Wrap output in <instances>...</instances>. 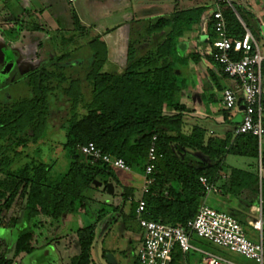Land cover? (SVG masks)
<instances>
[{
  "label": "trees",
  "instance_id": "16d2710c",
  "mask_svg": "<svg viewBox=\"0 0 264 264\" xmlns=\"http://www.w3.org/2000/svg\"><path fill=\"white\" fill-rule=\"evenodd\" d=\"M220 10L229 38H241L244 31L234 12L227 5ZM201 11V8L176 10L149 22L144 40L150 48L137 53L130 44L126 66L120 73L102 71L106 59L95 61L94 51L83 76L89 99H85L81 80L66 75L59 65L62 55L49 68L35 69L26 75V97L0 100V223L4 212L18 207L26 224L16 240L15 254L33 251L36 229L67 221L76 206L85 210L87 205L96 204L87 194L99 190L92 184L94 180L101 181L105 191L104 185L109 182L113 168L90 164L78 150L88 143L142 174L151 139L156 136L157 160L152 185L142 197L144 217L148 220L178 226L192 219L205 199L201 177L224 196L239 198L248 190L249 200L242 202L245 208L258 204L259 199L263 203L264 138L258 142L251 134H235L240 122L234 121H231L233 129L221 137L208 135L200 125H194L189 133L183 130L188 110L180 98L193 87L188 63L197 56L184 54L182 38L184 31L199 20ZM72 27L78 35L88 33L75 17ZM210 27L213 31L212 21ZM0 31L8 41L18 40L21 32H45L24 14L15 18V27ZM211 61L223 73L222 67ZM261 74L264 82V60ZM223 77L226 78L224 73ZM80 109L83 113H79ZM54 110L65 114L60 125L64 139L59 145L67 164L65 172L57 175L52 172L53 147L49 146L43 153ZM164 110L175 113L167 115ZM227 112L223 109L225 118ZM228 155L250 159L249 168L225 166ZM220 174H225L224 178ZM172 182L179 188L173 187ZM121 197L123 201L133 199V189H125ZM130 205V213L124 217L128 226L134 223L137 202L130 201ZM235 213L242 224L245 217ZM96 221L75 231L79 254L69 264H93ZM0 264L11 261L1 254ZM173 264H178L176 259Z\"/></svg>",
  "mask_w": 264,
  "mask_h": 264
},
{
  "label": "crops",
  "instance_id": "0c3cea01",
  "mask_svg": "<svg viewBox=\"0 0 264 264\" xmlns=\"http://www.w3.org/2000/svg\"><path fill=\"white\" fill-rule=\"evenodd\" d=\"M176 1L173 2L174 8L171 13L176 10H186L179 9L176 6ZM237 2L240 7L254 12L257 17H259V12L264 16V0H251L249 4ZM213 4H215V0ZM196 8L203 10L202 6H197L194 9ZM162 12L144 11L134 0H73L71 2L68 0H0V30L15 27V18H20L24 14V17L28 18L32 24L47 32L46 22L42 18H62L70 14L71 18H77L79 24L87 30V35L91 33L92 36H98L103 40L113 73H120L126 66L130 44H133V49L137 53H144L150 48L148 42L144 40L143 33L149 22L162 17ZM211 15L212 13L207 18H201L200 14L199 20L194 21L191 27L184 31L182 38L184 54L194 55L197 58H191L188 63V73L191 76L193 87L190 86L187 89L186 94L180 98V103L188 110L184 115L183 130L185 133H189L194 125H200L208 135L221 137L225 132L233 129L231 121L236 123L241 121L242 109L240 105L238 109L227 112V118L224 117L220 103V91L226 86L227 80L223 77L220 68L210 58L213 39V31L210 27ZM256 19L261 27L264 26V18ZM139 21L142 27L137 29L138 26L135 24ZM39 33L42 31L21 32L19 39L21 36L32 35L33 37ZM141 34L143 37H140ZM0 37L5 39L1 33ZM6 42L13 45V41L6 40ZM2 46L6 45L2 42ZM11 48L8 50L10 51ZM164 113L171 115L175 112L164 110ZM227 124L231 125L230 129H227ZM211 125L215 127L216 132L210 128ZM250 163L251 161L246 164L245 169L249 168ZM220 176L224 178L225 174H220ZM172 186L179 188L175 182H172ZM98 188L99 190H90L87 193L89 197L97 201L96 204L87 205L85 210L76 206L67 221L60 220L41 230L36 229L34 249L30 254H15L14 252L16 240L26 228V224L23 211L18 207H13L0 223V255L2 254L6 260H10L11 264H69L71 258L79 254L75 231L88 227L97 220L94 230L95 240L91 251L93 264H109L105 257L106 254H110L115 264H118L115 256L118 246L115 245V242L104 245L105 239L113 233L115 237L118 235L122 240H127L129 244H134L138 249L141 242V230L135 219L134 223L129 226L124 219L130 213V204L128 208H125V201L117 205H112L107 199L101 201L96 195L100 194L99 192H106V190L102 191L103 185ZM135 193L137 192L133 190V196ZM249 195L250 192L247 190L243 191L239 198L228 197L224 196L220 190L219 193L208 198V203L217 210L227 209L246 217L248 212L259 205L258 203L245 208L242 202L249 200ZM128 202L130 203V201ZM118 251H120L119 248ZM135 255L133 256L134 264H136Z\"/></svg>",
  "mask_w": 264,
  "mask_h": 264
},
{
  "label": "built area",
  "instance_id": "2783aa9c",
  "mask_svg": "<svg viewBox=\"0 0 264 264\" xmlns=\"http://www.w3.org/2000/svg\"><path fill=\"white\" fill-rule=\"evenodd\" d=\"M73 1V0H68ZM241 4H249L251 0H237ZM225 4L234 12L244 34L241 38L230 39L227 24L221 13L220 5ZM211 15L213 39L211 41L210 58L222 67L227 84L220 91V103L223 109L231 112L241 105L242 119L235 134H251L260 142L264 138V103L261 64L264 52L235 10L232 0H215ZM156 136H153L147 153L146 165L142 177V187L137 202L135 220L141 230V242L137 249L136 264H173L177 255L182 256L178 264H239L196 248L191 242L195 239L205 241L216 247L237 253L254 264H264V243L262 230L264 218L260 208H254L257 216L247 222L253 231L260 234L258 242L249 240L243 225L236 218L224 211L211 207L208 198L220 192L218 188L200 178L205 199L196 215L183 225L171 226L148 220L144 217L145 202L143 195L152 185V173L157 160L155 149ZM90 164L101 163L113 169L130 172L131 168L121 159L102 153L93 143L78 148ZM190 252H199L200 261L187 260Z\"/></svg>",
  "mask_w": 264,
  "mask_h": 264
},
{
  "label": "rangeland",
  "instance_id": "374dc122",
  "mask_svg": "<svg viewBox=\"0 0 264 264\" xmlns=\"http://www.w3.org/2000/svg\"><path fill=\"white\" fill-rule=\"evenodd\" d=\"M144 11L156 12L163 11V16H168L171 14L172 9L174 8V1L176 0H134ZM138 1V2H137ZM107 2V1H106ZM176 6L179 9H194L197 6H202L203 10L201 11V18H207L209 14L213 11L214 0H177ZM232 3L237 10L239 16H241L245 24L250 31L251 35L254 37L257 42L261 52H264V36L261 33V26L257 23L256 18H264L261 12L258 13L257 17L254 12L246 9L245 7H240L237 0H232ZM107 8V6H106ZM226 5H220V9H225ZM166 13V14H164ZM47 25V32H42L36 34L32 37L21 36V39L14 40L13 45L6 42L5 39L0 37V100L5 97H9L11 100H18L20 98L26 97L28 95V86L26 81V75L31 71L39 68H49L51 64L55 61L56 58L64 56L59 65L64 68V73L72 77L78 78L81 80L82 91L84 93L85 99H89V93L87 92V84L83 82L84 73L89 69L90 61L93 59L94 51L97 52L95 61L99 62L102 58H105V62L102 67V71L105 72H114L112 65H110L107 55L106 46L101 43L103 40L98 37L88 35H78L72 27V18L70 14L67 17L62 18H42ZM263 21V20H262ZM264 24V21H263ZM135 25L137 29L140 26V21ZM145 36V31L143 33ZM141 34L140 37H143ZM8 48H11V52ZM10 52V53H8ZM263 96H264V82H263ZM79 113H83V110L80 109ZM65 114L54 110L52 112L51 125L52 128L46 138L45 147L43 148V153L47 151L49 146L53 147L51 152V157L54 160L55 164L52 172L56 175L63 173L66 170L67 160L64 158V152L61 150L59 143L64 139L63 132L60 129V125L64 120ZM230 124H227V129L231 128ZM210 128L216 132V129L213 125ZM50 155V154H49ZM200 156V155H199ZM203 160H206L205 157H200ZM251 161L245 157H237L228 155L225 158V166H231L239 169H245L246 164ZM112 176L109 177V182L114 186V193L108 195L106 192H99L100 194L96 197L103 201L109 200L112 205L122 204L123 199L121 197L125 189H133L135 193V200L138 199L141 187H142V177L136 169H131L130 172L112 169ZM53 175V176H55ZM129 202L125 201V208L129 206ZM256 207L261 210V214H264V200L263 203L259 199V205ZM232 217H236V213L233 211H228L227 209L223 210ZM7 213H3V217ZM245 220L242 222L245 236L253 241L258 242L260 239V234L252 230V228L247 224L248 221L253 220L257 216V212L252 209L245 215ZM264 229V228H263ZM116 235V234H115ZM111 233L106 239L104 245L113 244L118 246L119 250H115V256L118 260V264H134L133 256L136 254L137 249L134 244H129L127 240H122L121 237H113ZM262 241L264 243V235H262ZM196 248L210 252L219 257L231 260L239 264H254L252 261L246 259L245 257L231 252L228 249L216 247L214 245L208 244L205 241L195 239L191 242ZM120 252V253H119ZM201 254L199 252H190L187 255V260L191 263V260L194 259L197 262L200 261ZM177 262L182 263V256L179 254L176 258Z\"/></svg>",
  "mask_w": 264,
  "mask_h": 264
},
{
  "label": "water",
  "instance_id": "95a60500",
  "mask_svg": "<svg viewBox=\"0 0 264 264\" xmlns=\"http://www.w3.org/2000/svg\"><path fill=\"white\" fill-rule=\"evenodd\" d=\"M261 33L264 36V26L261 27ZM241 109H243L242 106H241ZM92 184L97 186V187H101L103 185V183L98 181V180H94L92 182ZM104 188H105L107 194H113L114 188H113L112 183H110V182L106 183L104 185ZM105 257H106V260L109 264H115V262H114V260L110 254H106Z\"/></svg>",
  "mask_w": 264,
  "mask_h": 264
}]
</instances>
